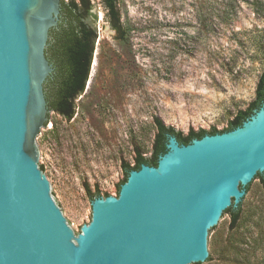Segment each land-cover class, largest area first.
<instances>
[{"label": "rangeland", "instance_id": "1", "mask_svg": "<svg viewBox=\"0 0 264 264\" xmlns=\"http://www.w3.org/2000/svg\"><path fill=\"white\" fill-rule=\"evenodd\" d=\"M68 1V0H65ZM93 65L72 120L55 111L37 137L39 166L78 235L92 221V193L118 196L123 165L149 159L155 119L187 135L223 130L256 98L264 73V0H238L222 20L214 0H119L125 41L102 0H91ZM96 16V20H94ZM238 227L227 215L213 231L206 264H264V188L250 183Z\"/></svg>", "mask_w": 264, "mask_h": 264}, {"label": "water", "instance_id": "2", "mask_svg": "<svg viewBox=\"0 0 264 264\" xmlns=\"http://www.w3.org/2000/svg\"><path fill=\"white\" fill-rule=\"evenodd\" d=\"M61 9V0H0V264H206L210 231L264 176V104L232 131L188 145L168 136L156 167L132 170L117 197L92 199L77 235L36 143L49 120L46 49Z\"/></svg>", "mask_w": 264, "mask_h": 264}, {"label": "trees", "instance_id": "3", "mask_svg": "<svg viewBox=\"0 0 264 264\" xmlns=\"http://www.w3.org/2000/svg\"><path fill=\"white\" fill-rule=\"evenodd\" d=\"M222 2L223 7L216 8L222 12V20H227L234 12V4L238 0H214ZM62 9L60 21L57 27L50 32V39L46 49V57L53 66V73L45 83L46 99L49 102V110L55 111L65 120H71L75 115V100L85 89L86 83L90 76L91 66L93 65V55L95 43L98 35L96 29L91 27L87 20L93 18V5L91 0H61ZM107 13V18L111 27L118 34V38L125 41V29L121 19V8L119 0H102ZM257 8L262 4V0H254ZM96 20V16H94ZM264 104V73L260 76L256 90V98L245 110L239 111L232 119L228 127L218 130L216 127L207 131L200 129L192 130L187 135L176 131L172 127H167L159 118L155 119L157 135L154 141L153 155L147 159L138 151L135 157V165L130 166L128 163L123 165L125 179L118 186L124 184L132 170L140 169L143 164L156 167L159 157L166 152V142L168 136L173 135L180 144L188 145L194 139H201L206 135H215L219 133L232 131L240 126L254 114L255 110L260 109ZM255 179H259L264 188V176L259 174ZM250 185L247 187L248 191ZM90 197H101L100 193H92L88 189ZM243 202L237 207H229L224 214L230 217V228L233 230L238 227L243 217ZM214 227L210 232L214 231ZM211 255L206 262L211 261ZM205 263V262H204ZM203 264V263H197Z\"/></svg>", "mask_w": 264, "mask_h": 264}, {"label": "flooded vegetation", "instance_id": "4", "mask_svg": "<svg viewBox=\"0 0 264 264\" xmlns=\"http://www.w3.org/2000/svg\"><path fill=\"white\" fill-rule=\"evenodd\" d=\"M51 31H52V30H51ZM51 31H50V32H51ZM86 84H87V83H86ZM85 88H86V86H85ZM84 91H85V89H84ZM84 91H83V92H84ZM83 92H82V93H83ZM80 95H82V94H80ZM78 97H79V96H78ZM78 97H77V98H78ZM77 98H76V99H77ZM75 101H76V100H75ZM47 103H48V106H49V102H48V100H47ZM49 112H50V110H49ZM48 116H49V115H48ZM73 117H74V116H73ZM48 118H49V117H48ZM72 119H73V118H72ZM72 119H71V120H72ZM48 123H49V120H48ZM48 123L46 124V126L48 125ZM46 126H45V127H46ZM166 143H167V142H166Z\"/></svg>", "mask_w": 264, "mask_h": 264}]
</instances>
